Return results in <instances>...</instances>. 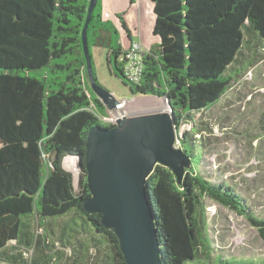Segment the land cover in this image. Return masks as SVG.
Listing matches in <instances>:
<instances>
[{"label":"trees","instance_id":"1","mask_svg":"<svg viewBox=\"0 0 264 264\" xmlns=\"http://www.w3.org/2000/svg\"><path fill=\"white\" fill-rule=\"evenodd\" d=\"M151 1L159 43L146 53L138 82L117 59L119 32L102 18L101 0L88 28L89 47L91 55L94 45L106 48L110 70L135 95L163 99L174 115L191 166L180 182L157 164L145 186L163 263L185 264L212 253L207 197L246 216L264 240V218L233 185L202 172L203 144L196 137V116L232 86L246 36L264 40V0ZM89 4L0 0V250L15 241L31 252L30 264H127L114 229L83 205L90 195L88 134L96 124L115 126L105 121L108 109L89 79L82 42ZM183 125L192 128L180 136ZM65 159L78 167V187Z\"/></svg>","mask_w":264,"mask_h":264},{"label":"rangeland","instance_id":"2","mask_svg":"<svg viewBox=\"0 0 264 264\" xmlns=\"http://www.w3.org/2000/svg\"><path fill=\"white\" fill-rule=\"evenodd\" d=\"M246 38L243 54L235 63L239 71L232 86L216 105L196 116L199 130L196 137L203 144L202 172L217 182L233 185L254 215L264 218V40L257 34H248ZM91 51L99 82L118 99L131 100L129 115L166 108L159 97L135 95L130 83L110 70L106 48L94 45ZM189 128L192 126L183 125L181 131ZM68 162L67 159L66 169L74 173L78 187L80 181ZM205 206L207 232L213 247L211 256L185 264H264V240L246 216L210 197L205 199ZM30 262L31 252L15 241L0 250V264Z\"/></svg>","mask_w":264,"mask_h":264},{"label":"water","instance_id":"3","mask_svg":"<svg viewBox=\"0 0 264 264\" xmlns=\"http://www.w3.org/2000/svg\"><path fill=\"white\" fill-rule=\"evenodd\" d=\"M97 3L90 0L82 42L91 87L106 108L114 110L119 99L97 82L89 47L88 28ZM177 138L174 115L166 108L125 115L109 129L96 124L88 134L85 166L90 195L83 205L90 213H101L103 225L114 229L127 264H164L145 183L157 164L171 168L182 181L191 161ZM66 163L67 159L65 167ZM75 175L79 182V170Z\"/></svg>","mask_w":264,"mask_h":264},{"label":"crops","instance_id":"4","mask_svg":"<svg viewBox=\"0 0 264 264\" xmlns=\"http://www.w3.org/2000/svg\"><path fill=\"white\" fill-rule=\"evenodd\" d=\"M101 4L102 18L115 24L122 50L134 41L142 42L148 50L159 43L153 32L155 15L151 0H101ZM119 15H122L125 27Z\"/></svg>","mask_w":264,"mask_h":264},{"label":"built area","instance_id":"5","mask_svg":"<svg viewBox=\"0 0 264 264\" xmlns=\"http://www.w3.org/2000/svg\"><path fill=\"white\" fill-rule=\"evenodd\" d=\"M121 53L117 58L118 61L123 63V72L124 74L131 79V81L138 82L141 71L143 69V60L148 53V49L140 41H134L131 43L129 48L121 49ZM131 100L119 99V102L114 110H108V117L105 118L106 122L110 125H116L118 118L125 115L129 116L127 113V108ZM166 109L170 111L169 107L166 106ZM183 131L180 132V136ZM179 145V136L177 138Z\"/></svg>","mask_w":264,"mask_h":264},{"label":"bare ground","instance_id":"6","mask_svg":"<svg viewBox=\"0 0 264 264\" xmlns=\"http://www.w3.org/2000/svg\"><path fill=\"white\" fill-rule=\"evenodd\" d=\"M94 65V64H93ZM133 114V113H132ZM107 115V114H106ZM69 166L71 167V168H73L74 170H76V165H75V163H72L70 160H69ZM76 174H77V172H76Z\"/></svg>","mask_w":264,"mask_h":264}]
</instances>
